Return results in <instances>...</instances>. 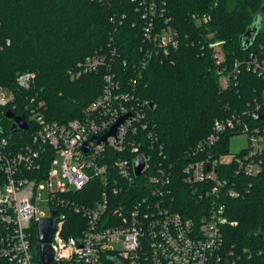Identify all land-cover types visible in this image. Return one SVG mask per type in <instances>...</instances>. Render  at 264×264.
Listing matches in <instances>:
<instances>
[{
    "label": "built area",
    "instance_id": "2783aa9c",
    "mask_svg": "<svg viewBox=\"0 0 264 264\" xmlns=\"http://www.w3.org/2000/svg\"><path fill=\"white\" fill-rule=\"evenodd\" d=\"M139 2L148 20L142 67L154 58L174 64L179 33L165 18V3ZM193 18L199 24L209 21ZM222 44L208 45L220 75L225 70ZM108 59L107 52H96L68 71L69 79L77 81L106 68L101 94L80 117L64 123L50 120L46 102L28 94L36 82L35 72L19 74L18 91L5 87L9 97L0 94V264H42L37 224L52 218L56 232L51 248L57 264H223V230L236 225L228 217L225 201L247 191L242 176L257 177L264 167V126L257 123L264 119L259 115L261 105L217 119L209 136L188 151L187 165H169L156 161L159 153H153L158 139L148 118L151 103L131 83L117 78ZM239 66L237 62L234 80ZM247 68L264 79V58L251 55ZM230 83L231 75H223L221 88ZM8 112L15 118L24 116L28 129L13 130L15 118H8ZM125 116L115 134L101 141ZM231 134L230 146L238 136L247 137V145L237 152L222 151ZM149 142L151 147L143 151ZM139 156L146 168L137 178L134 163ZM177 171L204 203L194 214L175 206L172 184ZM54 178L58 185L49 189L50 214L45 216L38 210L40 194L44 183L50 188ZM233 179L237 180L232 185ZM89 186L94 190L84 194ZM133 188L139 191L136 196L119 199ZM95 190L98 198L89 206L83 198L91 199ZM72 196H80L84 203H75ZM68 211L85 221L73 234L67 231Z\"/></svg>",
    "mask_w": 264,
    "mask_h": 264
},
{
    "label": "trees",
    "instance_id": "16d2710c",
    "mask_svg": "<svg viewBox=\"0 0 264 264\" xmlns=\"http://www.w3.org/2000/svg\"><path fill=\"white\" fill-rule=\"evenodd\" d=\"M156 1L165 3V18L179 33L180 49L174 64L154 58L143 68L148 20L139 0H0V86L18 91L19 74L35 72L36 82L28 94L46 102L50 120L64 123L80 117L101 94L106 68L77 81L69 79L68 71L96 52H107L117 78L131 83L152 105L148 118L158 139L153 153H163L156 161L179 168L188 164V151L209 136L217 119L255 110L259 104L264 118V79L247 68L251 55L264 58V0ZM193 16L209 21L199 24ZM250 29L255 32L249 38ZM221 41L223 75H231L227 89L221 88L223 75L208 47ZM257 123L264 126V119ZM231 137L225 139L222 151L229 152ZM152 143L144 144L143 151ZM173 178L175 206L194 214L203 201L182 182L178 171ZM242 179L247 191L225 201L228 217L236 225L223 230V264H264V167L257 177ZM93 190L89 186L83 193ZM138 192L124 191L119 199ZM91 195L83 198L89 206L98 198L96 190ZM72 199L84 203L80 196ZM67 215V231L73 234L85 221L73 211ZM35 245L37 251V239Z\"/></svg>",
    "mask_w": 264,
    "mask_h": 264
},
{
    "label": "water",
    "instance_id": "95a60500",
    "mask_svg": "<svg viewBox=\"0 0 264 264\" xmlns=\"http://www.w3.org/2000/svg\"><path fill=\"white\" fill-rule=\"evenodd\" d=\"M255 32V29L251 30L247 33V36L250 38L251 35ZM129 116V115H128ZM128 116L122 117L119 120L118 124L114 126L108 135L101 139V141L106 142L109 135H114L116 132L117 127L122 123V120L126 119ZM8 118H15L12 112L7 113ZM19 128L20 130H27L28 124L24 116H20L15 118V123L13 125V130ZM135 164V176L138 178L145 170L146 164L145 160L142 156L138 157V160L134 163ZM130 201L126 202L124 205L129 204ZM57 212L54 211L53 215L56 216ZM38 239H39V252L41 254V261L42 264H57L54 253L51 248V243L53 242V236L56 232L55 225H53V218L40 220L38 221Z\"/></svg>",
    "mask_w": 264,
    "mask_h": 264
},
{
    "label": "rangeland",
    "instance_id": "374dc122",
    "mask_svg": "<svg viewBox=\"0 0 264 264\" xmlns=\"http://www.w3.org/2000/svg\"><path fill=\"white\" fill-rule=\"evenodd\" d=\"M0 94H6V96L9 97V91L8 89H3L0 87ZM247 145V137L245 136H238V137H234L231 140V151L233 152H237L238 150H240L241 148L245 147ZM57 168V167H56ZM45 184V190L41 191L40 196H42L41 201L38 204V210H40V213L42 215H49L50 214V210H49V189H56L57 185H58V181L57 178H54L51 182V187L49 188V183H44Z\"/></svg>",
    "mask_w": 264,
    "mask_h": 264
}]
</instances>
